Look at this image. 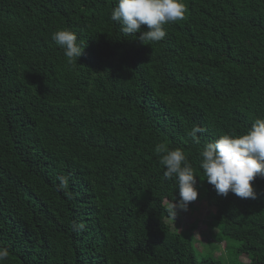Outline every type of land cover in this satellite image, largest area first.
Masks as SVG:
<instances>
[{"label":"trees","instance_id":"1","mask_svg":"<svg viewBox=\"0 0 264 264\" xmlns=\"http://www.w3.org/2000/svg\"><path fill=\"white\" fill-rule=\"evenodd\" d=\"M117 2L0 0L2 264H222L166 224L179 190L158 145L183 149L229 264H264V177L255 199L224 197L199 167L206 143L264 118V0H183L144 44L111 20Z\"/></svg>","mask_w":264,"mask_h":264},{"label":"clouds","instance_id":"2","mask_svg":"<svg viewBox=\"0 0 264 264\" xmlns=\"http://www.w3.org/2000/svg\"><path fill=\"white\" fill-rule=\"evenodd\" d=\"M185 11L183 0H118L110 18L120 24L125 34H139L137 38L144 44L163 40L165 26L183 20ZM52 40L63 50L69 64H77L85 47L78 42L76 33L61 29L53 33ZM204 131L195 127L191 135L195 137ZM156 151L164 153L160 161L165 167L164 178L175 177L178 184L179 201L171 202L174 218L177 210L187 211L188 204L197 200V176L183 149H164L158 145ZM199 156V167L217 195L226 197L231 192L242 199H255L253 183L258 177H264V118L255 119L243 134L225 133L206 143ZM59 179L61 187L67 184L65 177ZM8 256L9 250L0 246V264Z\"/></svg>","mask_w":264,"mask_h":264},{"label":"rangeland","instance_id":"3","mask_svg":"<svg viewBox=\"0 0 264 264\" xmlns=\"http://www.w3.org/2000/svg\"><path fill=\"white\" fill-rule=\"evenodd\" d=\"M199 198V195H198ZM197 198L191 204L188 211L177 210L174 218L165 220L172 231L176 233H190L193 237V246L196 251H200L202 254H208L211 250L209 246L211 243L217 248L214 253V258L221 260L222 264H229L232 262V257L225 254V243L214 241L217 237V228L211 227L210 211L207 207L201 204V201ZM186 233H184L186 235ZM209 246V247H208ZM221 258V259H220ZM238 261L243 264H248V258L241 256Z\"/></svg>","mask_w":264,"mask_h":264}]
</instances>
